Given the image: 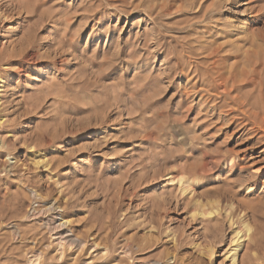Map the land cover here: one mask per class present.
I'll return each mask as SVG.
<instances>
[{
  "label": "rangeland",
  "instance_id": "rangeland-1",
  "mask_svg": "<svg viewBox=\"0 0 264 264\" xmlns=\"http://www.w3.org/2000/svg\"><path fill=\"white\" fill-rule=\"evenodd\" d=\"M34 1L29 7L35 12L22 32L32 35L36 49L51 50L52 45L47 44L58 40L64 22V27L72 28L71 34L82 31L83 41L73 40L70 56H61L68 62H57L44 77L32 72L27 78L14 71L6 76L7 52L0 56V76L5 85L0 94V264H27L30 255L25 254L34 238L39 240V250L45 256L42 264H228L224 258L231 246L229 231L218 238L195 239L192 227L204 219L187 217V211L176 201L177 190L171 191L176 184L170 185L167 179L172 172L188 166L204 168L206 173L198 184L204 203L221 200L225 207L248 198L255 221H264V177L260 178L264 174V147H258L256 154L243 162L245 177L259 176L256 192L241 189L231 195L226 186L231 177L229 166L237 161L233 158L238 150L250 148L249 135L232 122V116L219 119L217 114H205L211 100L205 101L199 77L192 68L191 72L187 69L183 50L189 44L198 46L200 41H215V45L224 46V51L232 47V41L248 46V38L240 34L241 24L255 20L258 11L260 17L253 29L264 30V0H203L206 8L213 5L215 9L209 19L198 14L193 0H167L169 6L163 12L158 11L162 0L143 6L139 5L142 0H136V5L130 3L134 0H123L125 5L118 3L119 13L106 0ZM5 3L11 2L0 0V5ZM25 16L22 14L19 20L12 15L19 22ZM6 24L1 37L11 26ZM205 27L214 32L206 34ZM22 32L5 40V48L9 46L10 50L9 42H17ZM67 45H63L66 50ZM51 53L54 56V51ZM22 60L27 66L28 55ZM79 72L80 80L86 82L82 86L75 80ZM51 76L57 85L50 82ZM60 80L62 86L58 85ZM67 85H72L73 98L62 105L55 92ZM53 180L59 182V188ZM60 188L64 193L58 197ZM52 204L58 221H70L65 231L94 244L80 254L78 262L74 263L71 251L60 255L56 236L51 237L47 230L45 222L54 215ZM151 227L174 231L178 240L171 241ZM210 244L217 251L212 259L202 250ZM262 246L254 257L256 264H264Z\"/></svg>",
  "mask_w": 264,
  "mask_h": 264
},
{
  "label": "bare ground",
  "instance_id": "bare-ground-1",
  "mask_svg": "<svg viewBox=\"0 0 264 264\" xmlns=\"http://www.w3.org/2000/svg\"><path fill=\"white\" fill-rule=\"evenodd\" d=\"M19 1H21V0H10V2H11L10 4H6L5 3V4H1L0 5V35H1V31H4L3 29H4L5 25H7L6 23L9 22L10 25H11L8 28L6 27L7 28L5 30L6 33L4 35H2V37L0 36V44H2V46L0 45L2 47V48H0V56L3 57L5 52H7L6 58L4 60V65H5L4 68L5 69H4L3 73L6 76H8V75L12 76L10 74H11V72L14 71V72L17 73V75L19 74V76H25V77L27 76V78H28L32 72H38L39 75L44 77L45 74L49 73L50 71H53V69L55 68L54 66L56 65L57 62H59V61L61 63L62 62H68L67 57H65V59H62L61 56L62 57L66 56V55L70 56V54L68 52L73 47V40H75L76 43H77V41H79V42L83 41L82 40L83 36H82V34L80 35V33L82 31H80L79 34H75L74 33V35H73L70 32L72 28L69 29V27H64V24L66 23V22H64L63 26H61L62 29L58 32L59 33L58 40L57 41H54V40L51 41V38H48V39H50L49 41H51V42L48 43L47 45L51 44L53 48H51V50L46 51V52L45 51L44 52H40L38 49H36L34 44L31 42L32 40L30 39V37L32 35L29 37V34L26 32V30H25V32H22L26 28V26L27 27L29 26V25H27V23L30 20V18H32L33 13L35 12V8L34 7H32V8L29 7V4L33 0H25V2L22 0L24 2L23 4H21ZM36 1H34V2H36ZM106 1H110L111 5L114 6V9L117 12H118V9H119L118 8V3H119V5L120 4L125 5L123 0H106ZM135 1L136 0H134L133 2H130V3L133 5ZM230 1H232V0H228V2H230ZM14 2H16L18 4L20 3V5H16V3L14 4ZM80 2H82V1H80ZM150 2H152V0H147V1L146 0L145 1L142 0L141 2H139V5L141 4L143 6L145 4H149ZM123 5L120 6V7H122L121 9L125 8V6H123ZM134 5H136V4H134ZM192 5H195V7H197L199 9L198 14H201L202 18L203 17H205V18L207 17L209 19L208 16L212 17L214 12H215L214 6L212 5L211 7H207L206 8V6L204 5V1L203 0H193L192 1ZM18 6H19V8H18ZM103 6L105 7V5H103ZM158 6H159V10L158 11L163 12V11H165L166 8H168L167 6H169L168 5V1L167 0H162V2ZM85 8L86 7H84V9ZM197 8H196V10H197ZM218 9L219 8H217V10ZM89 11L90 10H88V12ZM117 12H116V14H117ZM160 12H159V14H161ZM262 12L263 11L261 10V13ZM145 13H146V11H145ZM13 14H14V16L15 15L18 16V19H19V16H22V14H25L26 16H25V18L23 19L22 22H19V21H17L18 19L17 20H13L14 19V17H12ZM73 14H75V13H73ZM257 14L258 15L255 16L256 17L255 20H252V21H251V19L247 20V22H245L243 25L241 24V28H240V30H241L240 34H242V35L245 34L246 35L245 37L248 38L247 39V45L249 44L250 45V46L248 45L249 47L248 46L245 47V44L243 45L240 41L239 42L243 46H241V44L238 45L237 43H234V41H232L233 42L232 47L228 46L230 49L224 51L223 50L224 46L222 47L221 44L215 45L216 44L215 41L206 42V43L202 44L201 42H203V41L199 42V40L196 39L199 42L198 46L197 45L195 46L194 44H189V46H187L189 48L186 49V47H184V50H183V53H185V56H184L185 65L188 67L187 69L190 70V68H192L193 69V73L195 75H197L196 77H199V79H200L199 82H200V87H201L200 90L203 91V93L205 92V96L207 97V99L205 101L211 100L210 101L211 106H210V104H208L209 107L207 109H205V111H206L205 114H207L208 116L212 115V117H213V115L217 114L219 119L221 117H224L225 115L232 116V118H233L232 122L234 121L235 125H237L238 127L241 126L243 128V131L247 132V134L249 135V137H248L249 140L247 142H248L249 145H251L250 148L247 147V148H245V150H238V152H236V156L233 158L234 160L236 159L237 161H235L234 163L232 162L231 163L232 165L229 166V170L228 171L230 172V174H231L230 176L231 177H229L227 179L229 184H227L226 186L228 188V192L231 195L233 193V196L237 195L238 192L241 189L243 191H246V193L247 192L248 193H253L255 190H257V188H258V186L260 184L259 180H257V179H259L258 178L259 176L256 177V175H254V174H248L247 177H245L244 176V172H243V170L245 168V167H243L244 160H246L248 158H251L253 156L252 153L254 154L258 147H264V30L257 31L256 29H253V26L256 25L257 22H258L257 21V19H258L257 17H260L258 11H257ZM194 16H196V15H194ZM65 18L66 17H64V21H66ZM61 19L62 18H60V20ZM202 20H204V19H202ZM68 22H69V20H68ZM71 24H72V21H71ZM67 25H68V23H67ZM56 27H57V25H56ZM219 27H220V25H219ZM238 27H240L239 24H238ZM205 28L207 29L206 30V34H208V35H209V33L214 32L213 29L210 30V28H207V27H205ZM30 29L31 28H29V30ZM56 29H58V28H56ZM223 30H225V29H223ZM230 30L231 29H229V31ZM234 30H236V29L233 28V31ZM20 32H22V35H21L20 39L17 42L14 43L12 41H10V42L8 41L9 45L12 44L11 45V49L10 50L7 49L9 46H6L7 48H5V44H6L5 40L7 41V40H9L12 37L17 36L16 34H18ZM226 32H228V31H226ZM238 32H240V31H238ZM240 34H236V35H240ZM248 35H249V37H248ZM57 37H58V35H57ZM230 37H231V35H230ZM242 37L243 36H241V38ZM236 38L237 37H235V39ZM210 39H211V37H210ZM33 40H35V39H33ZM245 41H243V42H245ZM67 42H68V45H67L68 48L66 50L65 47H63V45L65 43H67ZM6 45H8V44H6ZM37 45H39V43ZM41 47H43V46H41ZM82 49H84L83 46H81V50ZM53 51H54V56H53V53H51ZM82 52H81V54H82ZM75 54H76V51H75ZM75 54L71 53V56H74L75 59H77L78 57ZM26 55H28V57H29V60L27 62V66L28 67L25 65L26 62H24L22 60V59H24V57ZM79 56L81 58V55H79ZM186 58H187V60H186ZM82 59H83V56H82ZM84 62L85 61L82 60V64H81L82 66H85ZM68 66H71V65H68ZM71 69H73V68H71ZM192 69L190 70V72L192 71ZM64 70H67V69H62V71H64ZM189 70H187L188 73H189ZM68 72H69V70H68ZM80 74L81 73L79 72V77L75 78V80L76 81L78 80L77 81L78 84H81V86H82V85H84V83L86 84V82L85 81L83 82V81L80 80ZM30 77H32V76H30ZM53 77H52V79H49V80H50V82L52 80V84L54 86V85H57V84L53 81V79L54 78L56 79L57 75H56V77H54V78ZM2 79H4V78H2V76H0V94H1V92L3 93V88H5V85L3 84L4 82H3ZM31 80H33V79H31ZM38 80H40V79H38ZM7 83H8V81H7ZM61 83L62 82L60 80L58 85L61 84ZM62 85H63V83H62ZM62 85H59V86H62ZM194 86L199 90V88H200L199 86L197 87V85H195V84L193 85V87ZM63 87L62 88L60 87L62 90L58 89L55 93L57 94V96H59L61 104L63 105V103H66V105H67V103H71L72 102V98L73 97L71 98L70 92L74 93V90H72V85H67L66 88L64 87L65 89ZM192 89H194V88H192ZM196 90L194 89V91H196ZM196 92H194V93L196 94ZM201 94H202V92H201ZM202 96L204 97V94ZM196 97H197V95H196ZM115 98H119V94H115ZM200 104H201V102H200ZM201 105H203V104H201ZM64 106H65V104H64ZM201 107H203V106H201ZM197 109H198V107H197ZM2 110H5V109H2ZM189 110L191 111V109H189ZM192 111H193V109H192ZM185 114H186V112H185ZM3 118H4V116H3ZM215 118H216V116H215ZM232 118H230V119H232ZM2 122L0 124H2ZM221 126H224V125H221ZM223 128H221V129H223ZM217 131L218 130H216V132ZM209 133H211V132H209ZM244 135H246V134H244ZM261 151H262V153L261 152H259V153H261V157L264 158V148ZM216 161H214V162L210 161V162L213 163V164L214 163L217 164ZM230 161H232V160H230ZM223 162L224 161H222V163ZM41 163L42 162L40 161V164ZM219 164H220V162H219ZM208 167H210V166H208ZM205 173L206 172H205L204 168H201L199 170L197 167L195 168V167H192V166H188L186 169L176 170V171L172 172L171 175L169 176V178L167 179L168 180L167 182L170 183V185L176 184V187L174 186V188H171V191L177 190L178 195L175 196L176 201H177V203L179 205L183 206L184 211L185 210L187 211L186 212L187 217L195 218V217L200 216L204 220L206 219V221L202 220L200 222H196L194 224V226L192 227L194 229V234H193L194 238L195 239L205 238L206 240L208 238H211V237L218 238V237H222L225 232L229 231V234L231 236L230 237L231 238V244H230L231 246L229 247L228 251H226L225 255H227V256L224 258V260H228V264H247L246 263L247 261L248 262L250 261V263H255V262H253L254 261V257L255 256L257 257V252L259 251L261 246L264 245V221H261V220L259 222L255 221V219H256L255 216L256 215L254 213V208L252 207L253 209H251V207L249 206L250 204H252V202H250L248 200V198H247V200L249 201V203H248L247 200H246V202H245V200H243L238 205H235L236 203H232L231 202V204L229 203L230 205H226L225 207L222 206V204H221L222 201L221 200L220 201H216L215 200V202H212L213 200L212 201H207L208 204H206L207 202L204 203L205 201H202L200 199V193H198V191H199L198 184L200 182V179L204 177ZM262 173H264V170H263ZM51 176H52V174H51ZM263 177H264V174L260 178H263ZM54 178H56V176ZM49 179H51V178H49ZM57 180H58V178H57ZM57 180H53V184L55 185V187L59 188L60 184H59V182ZM262 186H264V183H262ZM234 189H235V191H233ZM261 190H262V187H261ZM53 191H55V190H53ZM63 193H64V190L62 188H60L58 190V195L57 196L60 197L61 195H63ZM250 195L252 196V194H250ZM258 195H259V193H258ZM219 198L223 199L222 196L219 197ZM120 201H121V199H120ZM165 204H166V202H165ZM178 204H177V206H179ZM163 206H165V205H163ZM50 207L53 210L54 215L51 216L52 218L50 220H46L47 222H45V223H46V226H47V230L50 233V236L51 237H52V235L56 236V242H57L56 243V249L58 251H60V255H63V256L65 255L64 254L65 251H69V252L71 251L72 252L71 256H74V258H73L74 263L78 262L79 259H80V254L86 248H92L94 246V244H91L88 240H85V239H82V238H79V237L75 236L70 231H65L67 229L66 226L69 224L70 221L69 222L68 221H62L61 219L58 221L59 216L55 212L57 209L56 208L54 209L53 204ZM129 208L130 207H128V210H129ZM58 211H60V210H58ZM131 215H132V213H131ZM122 217H124V214H122ZM30 218L28 219V221L30 220ZM122 219H125V218H122ZM31 220H33V219H31ZM257 220H258V218H257ZM36 223H37V221H36ZM43 223H44V221H43ZM120 223H122V222H120ZM203 224L205 226H203V228L200 229L199 226L203 225ZM30 227H28V228H30ZM36 227H40V226H36ZM159 227H162L161 224H160ZM70 229H71V226H70ZM151 229L157 230V233H159V234L163 233L164 235H166L167 238L170 237L169 239L171 241H177L178 240V237H176L177 234H175V233H174L175 235L173 234L174 231L172 233H169V232L164 231L163 229H158V228H155V227H151ZM150 230H148V231L150 232ZM201 230H202V234H201ZM182 235H184V234H182ZM182 240H183V238H182ZM42 242H44V241H42ZM209 243H212V242H209ZM32 244H33L32 248L30 250H27V253L25 254L26 256L30 255L27 258V260H28L27 264H38V263L42 264V262L44 261V257L45 256L42 253L43 251L39 250L40 249L38 247L39 240L34 238V240L32 241ZM51 244H52V242H51ZM54 244H55V242H54ZM214 244H215V242H214ZM130 246H132V245L130 244ZM197 246L199 247L201 245L200 244H196L195 247H197ZM262 247L264 248V246H262ZM215 249H216L215 245H211V246H208L207 249L204 247V249H202V250H204V253L209 258L212 259L214 256L217 255V251ZM153 251H154V249H153ZM124 253H125V251H124ZM125 254H129V253H125ZM60 255L58 257H60ZM259 258H260V256H259ZM154 264H162V263L155 262Z\"/></svg>",
  "mask_w": 264,
  "mask_h": 264
}]
</instances>
